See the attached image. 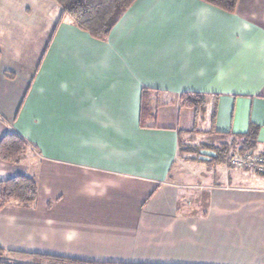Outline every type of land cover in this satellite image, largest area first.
<instances>
[{
	"label": "crops",
	"instance_id": "0c3cea01",
	"mask_svg": "<svg viewBox=\"0 0 264 264\" xmlns=\"http://www.w3.org/2000/svg\"><path fill=\"white\" fill-rule=\"evenodd\" d=\"M59 15L53 0H0V138L15 130L34 147L16 164L0 160V179L24 160L37 182L33 205L0 209V247L96 262L264 264V175L225 161L218 180L177 151L183 136L207 149L252 128L264 153V0H238L234 13L135 0L107 41L68 17L51 37ZM142 86L203 93L205 108L175 98L141 128Z\"/></svg>",
	"mask_w": 264,
	"mask_h": 264
},
{
	"label": "trees",
	"instance_id": "16d2710c",
	"mask_svg": "<svg viewBox=\"0 0 264 264\" xmlns=\"http://www.w3.org/2000/svg\"><path fill=\"white\" fill-rule=\"evenodd\" d=\"M60 8V15L54 25L51 37L59 22L65 17L79 30L86 32L91 38L107 41L109 34L120 16L133 4L135 0H53ZM223 11L234 13L238 0H200ZM177 99L183 108L193 109L201 113L205 108L206 98L203 93L183 91L176 96L165 90L142 86L139 95V118L141 128L155 126L157 109ZM179 130L177 131V133ZM254 130L251 128L243 134L230 135V138L220 140L218 144L208 145L205 148L223 153L224 162L231 154L244 155L254 153L264 161V153L256 150ZM227 133H221L225 137ZM177 140V151L195 153L198 158L199 148L183 147ZM30 143L15 130L6 131L0 138V160L7 164L20 162L28 152ZM185 148V149H183ZM217 149V150H216ZM264 175V173H261ZM37 200V182L27 174L19 173L12 177L0 179V209L6 204L14 203L23 207L33 205ZM14 254L21 259L11 260L7 254ZM0 264H130L96 262L86 259L66 257L49 253L7 251L0 247Z\"/></svg>",
	"mask_w": 264,
	"mask_h": 264
},
{
	"label": "rangeland",
	"instance_id": "374dc122",
	"mask_svg": "<svg viewBox=\"0 0 264 264\" xmlns=\"http://www.w3.org/2000/svg\"><path fill=\"white\" fill-rule=\"evenodd\" d=\"M168 103V102H167ZM206 104V103H205ZM164 108H162V110H161V113H162V111H164L163 110ZM158 110V109H157ZM156 114H157V111H156ZM160 124H161V122H160ZM205 135L206 134H203V136L202 137H205ZM191 136V135H190ZM221 137H223L222 135H221ZM231 136L230 135H226L225 137H223V138H221V139H215L214 141H213V143H212V141L211 140H209V141H211V143L212 144H218L219 143V141L220 140H223L224 138H230ZM207 137H205V138H203V139H206ZM199 138L197 137V136H192V137H190V138H187L186 136H183L182 137V141H180V142H182L181 144H182V146L183 147H189V148H192V146L194 147V148H197V145L199 144V140H198ZM206 141V140H205ZM210 143V145H212ZM194 148H192V149H194ZM183 149H185V148H183ZM28 150H34V147L32 146V145H28ZM199 150H201L200 148H199ZM217 150V149H216ZM215 153H216V151L215 150H213ZM182 153H189V152H186V150L184 151V152H181V154ZM217 153H218V157L217 158H212V159H206V160H194V161H186L185 163L183 162H181V161H179V160H177V162L173 165V169H177L178 167H181L180 166V163H182V164H184V165H186V166H188L189 167V169L190 170H193V171H197V170H201V171H203L204 172V170H205V172L203 173V174H205V173H208V172H211L212 170H215V171H219L220 172V174L218 173V175L219 176H217V178H218V180H222L223 179V174H221L222 173V171H224V169H225V164H224V157L222 158L221 157V155H223V153L222 152H220L219 150H217ZM246 154V153H245ZM244 154V155H245ZM254 154V153H253ZM231 155H235V156H244V155H237V154H231ZM230 157V156H229ZM228 162V161H227ZM229 163V162H228ZM230 165V164H229ZM232 166V165H231ZM19 167V171L21 172V173H26V174H33V173H35L34 172V168H35V165H34V163L33 162H29V161H24V160H22L21 161V163H20V165L18 166ZM233 167V166H232ZM233 168H236L237 170H241V171H250V172H253V173H259V174H261L260 173V171H258V170H255V169H248V168H238V167H233ZM226 171V170H225ZM202 178V177H201ZM11 254V253H10ZM15 258H13V259H11V260H18V259H21L20 257H18V256H14Z\"/></svg>",
	"mask_w": 264,
	"mask_h": 264
},
{
	"label": "built area",
	"instance_id": "2783aa9c",
	"mask_svg": "<svg viewBox=\"0 0 264 264\" xmlns=\"http://www.w3.org/2000/svg\"><path fill=\"white\" fill-rule=\"evenodd\" d=\"M228 162L233 167L255 169L264 173V161L256 154L246 153L244 156L231 155Z\"/></svg>",
	"mask_w": 264,
	"mask_h": 264
},
{
	"label": "water",
	"instance_id": "95a60500",
	"mask_svg": "<svg viewBox=\"0 0 264 264\" xmlns=\"http://www.w3.org/2000/svg\"><path fill=\"white\" fill-rule=\"evenodd\" d=\"M198 153H199L198 158L201 160L211 159L212 157L216 155L214 151L209 150V149H201L199 150Z\"/></svg>",
	"mask_w": 264,
	"mask_h": 264
}]
</instances>
